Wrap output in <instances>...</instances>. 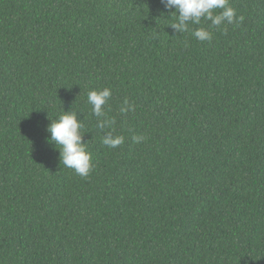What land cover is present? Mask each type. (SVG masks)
<instances>
[{"label":"trees","instance_id":"trees-1","mask_svg":"<svg viewBox=\"0 0 264 264\" xmlns=\"http://www.w3.org/2000/svg\"><path fill=\"white\" fill-rule=\"evenodd\" d=\"M229 4L179 33L160 0H0V264H264V0ZM70 110L87 177L47 131Z\"/></svg>","mask_w":264,"mask_h":264},{"label":"clouds","instance_id":"clouds-1","mask_svg":"<svg viewBox=\"0 0 264 264\" xmlns=\"http://www.w3.org/2000/svg\"><path fill=\"white\" fill-rule=\"evenodd\" d=\"M164 8L171 11V16L176 17V22L170 26L179 33L189 30L190 25H199L202 20L210 21V27L220 29L225 24H239L244 17H237L236 11L229 4V0H160ZM220 9L218 14L214 10ZM192 35L199 41H211L212 32L200 27L192 31ZM112 95L111 89L105 87L99 90H91L87 101L91 105L92 114L98 118L97 127L101 130L112 129L114 118L106 116L104 106ZM134 105L127 99L123 101L119 111L127 114L134 111ZM84 125L77 114L63 111L57 120H51L47 131L50 133V142L59 149L60 160L64 167L74 170L81 176L87 177L92 170V154L83 142ZM134 142H139L143 137L134 135ZM102 143L109 148H117L124 143V137L108 131L102 138Z\"/></svg>","mask_w":264,"mask_h":264}]
</instances>
